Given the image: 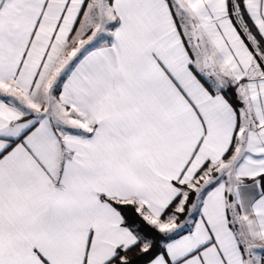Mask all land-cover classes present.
Listing matches in <instances>:
<instances>
[{
  "label": "snow or ice",
  "instance_id": "obj_1",
  "mask_svg": "<svg viewBox=\"0 0 264 264\" xmlns=\"http://www.w3.org/2000/svg\"><path fill=\"white\" fill-rule=\"evenodd\" d=\"M0 264H264V0H0Z\"/></svg>",
  "mask_w": 264,
  "mask_h": 264
},
{
  "label": "rangeland",
  "instance_id": "obj_2",
  "mask_svg": "<svg viewBox=\"0 0 264 264\" xmlns=\"http://www.w3.org/2000/svg\"><path fill=\"white\" fill-rule=\"evenodd\" d=\"M215 175L217 176V178H220L218 173H216ZM225 178H226V177H224L223 179H225Z\"/></svg>",
  "mask_w": 264,
  "mask_h": 264
},
{
  "label": "crops",
  "instance_id": "obj_3",
  "mask_svg": "<svg viewBox=\"0 0 264 264\" xmlns=\"http://www.w3.org/2000/svg\"><path fill=\"white\" fill-rule=\"evenodd\" d=\"M226 179V178H225ZM197 219L199 218V217H196Z\"/></svg>",
  "mask_w": 264,
  "mask_h": 264
}]
</instances>
